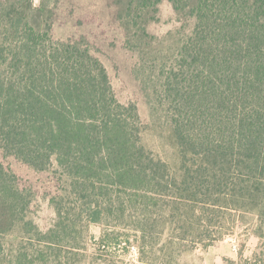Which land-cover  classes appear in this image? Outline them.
Masks as SVG:
<instances>
[{"label":"trees","instance_id":"16d2710c","mask_svg":"<svg viewBox=\"0 0 264 264\" xmlns=\"http://www.w3.org/2000/svg\"><path fill=\"white\" fill-rule=\"evenodd\" d=\"M54 1L0 0V157L54 184L38 196L0 160V264H119L121 245L174 264L244 215L264 221V0H108L149 72L171 163L142 143L88 39L55 37ZM162 2L182 27L170 46L148 33Z\"/></svg>","mask_w":264,"mask_h":264},{"label":"rangeland","instance_id":"374dc122","mask_svg":"<svg viewBox=\"0 0 264 264\" xmlns=\"http://www.w3.org/2000/svg\"><path fill=\"white\" fill-rule=\"evenodd\" d=\"M47 1L49 6L55 3L54 0ZM107 2L108 0H77V5L72 6L70 3L58 0L56 3L58 10L53 22L54 35L58 39L65 40L80 36L88 39L93 52L107 71L117 99L124 104L136 105L140 120L146 127L142 143L171 163L175 148L170 140L168 123L154 102L149 72L139 68L136 53L124 44L122 30L117 27L116 21L108 16ZM84 15L93 16L96 23L101 24L100 27H97L96 23L80 24ZM176 21L177 18L170 5L162 2L159 6L158 21L149 27L148 33L158 39L166 40L164 45L170 46L182 30L181 24ZM0 160L9 164L17 174L32 181L36 192L39 190L38 196L43 194L42 187L48 186L50 190L53 189V182H47L48 178L51 179L49 176L32 175L22 166L13 164V161H5L1 157ZM38 205L40 223L45 225L50 222L52 213L46 203L41 201ZM263 222H259L253 214L244 215L237 219L236 227L221 241L206 248L193 245L192 251L184 253L174 264H245L244 261H248V264H264ZM258 226L260 231L257 229ZM89 230L94 239L99 237L101 231L99 226H91ZM258 233L263 234L261 238ZM117 250L116 260L119 264H142L139 262L135 247L121 245ZM158 256L157 253V260L154 262L163 264Z\"/></svg>","mask_w":264,"mask_h":264}]
</instances>
